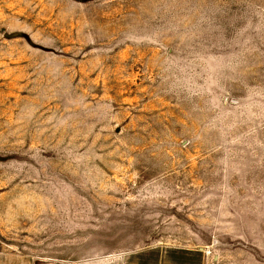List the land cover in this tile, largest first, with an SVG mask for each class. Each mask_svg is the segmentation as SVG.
<instances>
[{"label":"rangeland","instance_id":"rangeland-1","mask_svg":"<svg viewBox=\"0 0 264 264\" xmlns=\"http://www.w3.org/2000/svg\"><path fill=\"white\" fill-rule=\"evenodd\" d=\"M0 264H264V0H0Z\"/></svg>","mask_w":264,"mask_h":264}]
</instances>
